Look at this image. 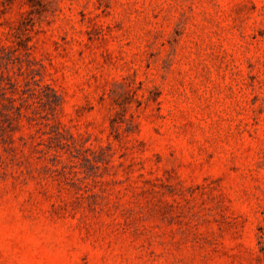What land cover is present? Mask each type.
I'll list each match as a JSON object with an SVG mask.
<instances>
[{
  "label": "rangeland",
  "instance_id": "obj_1",
  "mask_svg": "<svg viewBox=\"0 0 264 264\" xmlns=\"http://www.w3.org/2000/svg\"><path fill=\"white\" fill-rule=\"evenodd\" d=\"M0 264H264V0H0Z\"/></svg>",
  "mask_w": 264,
  "mask_h": 264
}]
</instances>
